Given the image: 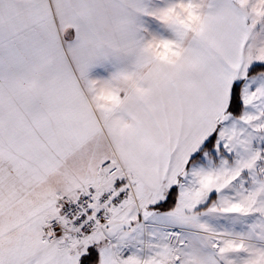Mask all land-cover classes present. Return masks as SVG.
<instances>
[{
  "label": "snow or ice",
  "instance_id": "6c2138e0",
  "mask_svg": "<svg viewBox=\"0 0 264 264\" xmlns=\"http://www.w3.org/2000/svg\"><path fill=\"white\" fill-rule=\"evenodd\" d=\"M0 264H264V0H0Z\"/></svg>",
  "mask_w": 264,
  "mask_h": 264
}]
</instances>
